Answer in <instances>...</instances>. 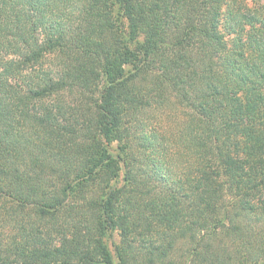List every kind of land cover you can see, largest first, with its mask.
<instances>
[{
    "label": "trees",
    "instance_id": "obj_1",
    "mask_svg": "<svg viewBox=\"0 0 264 264\" xmlns=\"http://www.w3.org/2000/svg\"><path fill=\"white\" fill-rule=\"evenodd\" d=\"M227 1L0 0V264H264V9Z\"/></svg>",
    "mask_w": 264,
    "mask_h": 264
},
{
    "label": "rangeland",
    "instance_id": "obj_2",
    "mask_svg": "<svg viewBox=\"0 0 264 264\" xmlns=\"http://www.w3.org/2000/svg\"><path fill=\"white\" fill-rule=\"evenodd\" d=\"M263 5H264V0H235V2H233V0H228L227 5L223 6L221 9L222 12H221L220 19H219L220 29L225 31L226 27H228L229 24L232 23V20L230 19V12L229 14L226 15V13L228 12V9L231 6H232V11L239 9L240 11H242V13H244L247 11V9L248 10L252 9L253 11L256 9L263 10L264 8L260 9V7ZM125 25H126V22L124 23V26ZM231 37H232L231 35L229 36L227 34L225 36L228 47L229 46L232 47V44H230ZM109 150L111 151L113 155L117 154V145L113 143L112 145L109 146ZM104 241L111 253L113 264H118V258L115 252V245L118 243L119 237L116 231L108 230L106 234L104 235Z\"/></svg>",
    "mask_w": 264,
    "mask_h": 264
}]
</instances>
